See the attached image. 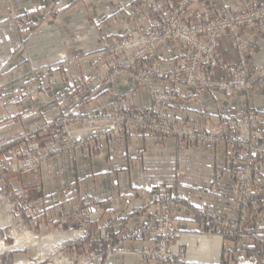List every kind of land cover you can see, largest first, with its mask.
<instances>
[{
    "label": "crops",
    "instance_id": "obj_1",
    "mask_svg": "<svg viewBox=\"0 0 264 264\" xmlns=\"http://www.w3.org/2000/svg\"><path fill=\"white\" fill-rule=\"evenodd\" d=\"M163 1L171 5L174 0ZM250 1L196 0L188 18L192 22L211 18L213 8L222 4L242 12ZM136 4L137 0H0L1 141L12 132H24L37 122L73 110L81 114L109 111L116 108L120 96L125 97L128 108L144 112L157 93L172 88L169 77L177 56L191 53L179 41L162 46L159 63L154 65L158 74L152 79L140 82L125 73L91 82L102 77L97 53L106 39H119L155 20L152 12L141 13ZM12 10L26 22L13 20ZM240 37L249 64L263 65L264 24L253 32L243 30ZM216 49L226 64L237 58L229 34L217 39ZM71 81L79 87L74 89ZM180 89L186 98L168 106L169 112L163 109L170 120L199 124L205 113L229 116L255 108L258 134L264 140V88L234 95L217 88L184 85ZM4 113L10 118L1 119ZM11 148L0 150V180L35 191L41 197L42 214H60L64 194L72 198L76 193L85 200L94 196L98 200L91 206L96 210L91 217L99 221L104 233L122 235L137 225L156 221L157 197L165 190L177 201L173 248L187 249L188 255L186 262L170 264H264V252L255 244L245 242L237 250L234 239L212 219L214 213L230 219L235 216L229 197L234 180L218 172L235 169L240 150L194 142L179 152L174 136L141 133L100 140L77 153L64 149L43 160L40 168L21 173L15 159L11 160L21 153L13 154ZM7 157L10 159L4 160ZM260 194L264 207V190ZM125 244L127 252L115 255L112 264H152L140 254L154 245L151 234ZM224 251L231 252L229 258L224 257Z\"/></svg>",
    "mask_w": 264,
    "mask_h": 264
},
{
    "label": "rangeland",
    "instance_id": "obj_2",
    "mask_svg": "<svg viewBox=\"0 0 264 264\" xmlns=\"http://www.w3.org/2000/svg\"><path fill=\"white\" fill-rule=\"evenodd\" d=\"M14 14L16 15V18H13ZM11 16L13 20H22V22H26V19L20 18V16L15 12V10H12ZM212 18H213V12L211 18H204L203 20H209ZM187 19L189 20V22L195 23L188 18V15H187ZM137 31L138 29L135 31L131 30L129 33H127L125 36L119 39L105 40L104 48L97 53L98 55L97 67L100 68L102 72V77L101 78L97 77L91 80V82L97 80H101V82L104 80L105 81L110 80L115 77H121L125 73L136 76L138 80L142 82L152 79L153 76L155 77L158 74L154 65L159 63L160 56L153 61H147L142 63V68L143 70H145V72L141 70H133V69L121 70L119 69V67H117L119 72L116 70V66H118V62L121 60V58H123V56L127 55L129 52L127 53L116 50L115 43L125 37H129L135 34V32ZM248 32H253V31H248ZM106 44H108L111 48H107ZM161 48H160V52H161ZM237 51H238V55H237L238 58L239 57L238 48ZM120 53H123L124 55L120 56ZM100 55L104 56L106 61ZM108 56H110L111 58H109ZM101 58L102 60L105 61V64L109 63L110 66L108 67V69L106 70L104 69V65L103 62L101 61ZM237 58L234 61H236ZM246 59L250 68H256L255 66L253 67L249 64L247 56ZM219 60L223 64H226L224 61L221 60L220 57ZM177 63L178 61L176 58V61L174 63L173 75L169 77L173 84L172 88L169 89L168 91H162L157 93L152 99V105L144 112H140L132 108H128L126 106L125 97L120 96L116 108H113L109 111H92L87 114H81L78 110H73L70 114L63 116H55L37 122L27 127V129L24 132L21 133L12 132L9 134V136L6 139H4L3 141L0 140V150L1 148H3V146H8V148L12 147L11 149H14L13 154L21 153V155L17 154L16 156L12 154L13 156L11 157L12 161L13 159H15L13 163L17 167L18 171L21 173H27L32 170L40 168L43 160H45L46 158L54 157L55 153L60 152L64 149H68L71 152L77 153L84 151V149L88 147L90 144L96 146V144L100 140H117L122 138L125 139L129 136H137L141 133L149 134L153 136H174L177 140V150L179 152H182L185 149L187 143H194V142L207 144V145L223 144L229 147L231 150H240V155L237 159V163H238L237 167L232 170H219L218 172L219 174L228 176L234 180V186L229 197L233 204L235 216L234 218L230 219L226 216H222V214L214 213L212 214V219L217 225L221 226L224 230H226V232L229 233V235L234 239V241L238 244L237 250L240 251L244 246L243 244L245 242L250 241L253 244H255V246L260 251L264 252V232H260V231H264V214H262V210L264 209V207L262 205V199L260 194L264 190V184H260L257 187L255 199L258 200V203L257 205L255 204L254 207H252V212L248 214V216L244 221H242V223L241 221H239L240 217L237 211V205L234 202V197H235L234 190L238 185V181L235 178H233L230 175V173L235 172L240 168L239 160L243 154V150L232 149L229 145H227V143L225 144V143L215 142V144H212V142H206V141H188L185 140L184 138L181 139L182 140L181 141L174 134L163 135L162 133H155L149 128H141L136 126L127 128L124 131L118 130L116 133L106 137L91 136L90 132L84 131L86 128L84 126V119L88 118L91 114H96V113L103 114V113L115 112L122 104L124 112L126 114H129V117H133L135 115H141L146 118H150L153 116L159 119V121L166 120V121H170L171 123L181 125L183 127H195L198 129L204 128L206 125L215 124L216 119L218 120L220 118H225V117L231 118L233 116H237L238 113L240 112H246L248 110L253 109L257 112V123L255 125V129L258 132L257 126L259 120V113L255 108L242 110L236 113L235 115H229V116L224 114L210 116V114L205 113L203 114V118H201L202 122H200L199 124L177 122L170 120L166 116L167 114H165L163 109L167 108L172 104H177L182 100H184L186 98V94L181 91L180 86H184V85L188 86L186 83L178 82L176 80V79H184L187 77L186 72L176 71ZM230 64H226V65H230ZM261 66H264V64ZM229 77L230 76L228 75H223V73L219 72V70H217L216 75L214 76V78L219 81L223 79H227ZM252 78L256 80H260L262 76L260 74L254 73ZM71 82L74 86V89H77L79 87L78 82L76 81H71ZM192 88L204 89V88H217V87L199 88L197 86ZM257 88L262 89L264 87L255 86L250 90H255ZM173 89H178L180 91L181 98H178L177 101L174 102L172 101V103L168 102L166 104H160L158 106L157 112L154 113L153 115H149V112L153 110L154 107H156V103H155L156 97L162 93L168 94ZM217 89L225 95H234V94H227L225 91H222L219 88ZM242 91H249V90H242ZM74 93H78V92L75 91ZM167 109H168L167 111L169 112V108ZM5 114L6 113L2 114V116ZM2 116L1 119L6 120ZM6 116H9L7 119L10 118L9 114H6ZM64 119H69V123H68L69 125L67 124L64 125L56 122V121L62 122ZM52 120H56L54 121L55 123L50 128L44 129L46 126H48V123H50ZM76 133L77 135H79V138H83L85 136H87V138L77 143H73V140L71 139L70 136ZM84 133L86 134L84 135ZM260 140L264 142L263 139L260 138ZM23 147L25 149H23ZM8 159L10 158L9 157L4 158V160H8ZM27 159H35L36 166L31 167L28 170L21 168L20 165H22V163H24V161ZM257 159H260L261 166L264 170V158L257 157ZM261 175L264 178V171L262 172ZM163 193L173 196L171 193L165 190L161 191L157 197L158 204H159V196L162 195ZM173 197L176 200V197L175 196ZM62 199L64 202L62 204V208H61L62 211L60 212V214H57L55 216H53L52 213L42 214V210H41L42 206L40 203L41 197L35 191H32L23 185L12 187L9 185V182L4 183L2 180H0V242H2L3 245L6 244V246L9 247V248L0 249V264H112L115 255H117L118 253L127 252L126 250L127 248H125L124 246L126 245L125 243L128 240L143 239L148 234H151L147 232L143 237L140 238L133 235H129L136 228H139L142 225L149 223H142L140 225H137L136 227L124 232V234L122 235L113 236L112 234L109 233L107 234L106 232L104 233L101 230L102 227L99 225L100 224L99 221L91 217L93 212L96 211L95 208L91 207L98 200L96 197L92 196L89 199L85 200L81 196H78V194L73 193L72 198H68V195L64 194L62 196ZM176 202L174 204V209L177 219ZM218 217L221 218L220 223L218 222L219 221ZM224 221L225 223L223 224ZM226 222L228 225H226ZM235 224H238V228H234L232 226ZM176 227H177V220H176ZM251 231L252 233L249 234V232ZM23 233L25 234L29 233L31 236L36 237V239L38 240H41L50 233H65L69 235L71 234V236L68 237L66 240L61 241L57 245H54L55 247L57 246L55 249H52L50 248V246L45 245L46 248L44 249V252H42L38 244L31 245L29 243H24L20 246H15L16 238ZM174 237L171 240L172 247H173ZM152 240L154 245L151 247L144 248L140 252V254L144 258L149 259L153 264V259L146 256L145 254L146 250L154 251L156 249L157 245L153 236H152ZM178 251L183 252V255L181 256V258H175L171 262H174L175 260H179V261L184 260V262H186L188 258L187 249H182ZM223 255L227 259L231 255V252L224 251ZM171 262H169L168 264H170Z\"/></svg>",
    "mask_w": 264,
    "mask_h": 264
},
{
    "label": "built area",
    "instance_id": "obj_3",
    "mask_svg": "<svg viewBox=\"0 0 264 264\" xmlns=\"http://www.w3.org/2000/svg\"><path fill=\"white\" fill-rule=\"evenodd\" d=\"M195 2L196 0H174L171 5H167L163 0H137V9L141 13L149 10L154 14L155 20L144 29L115 43L116 50L129 52L118 62L116 70L119 72L117 69L119 67L121 70L133 69L145 72L142 63L157 59L161 46L167 42L179 41L191 53L177 57L176 71L186 72L187 75L184 79H176L178 82L186 83L191 87H217L227 94L250 90L255 86L264 87V66L249 67L240 38L243 30L254 31L264 24V0H251L242 12L235 11L231 5L222 4L213 8L212 19H202L191 23L187 15ZM13 18H16L15 14ZM226 33L230 34L233 45L239 50V57L230 65L223 64L216 51L218 37ZM106 46L111 48L108 44ZM217 70L223 75L230 76V79L216 80L214 76ZM254 73L260 74L262 78L253 79ZM178 98H181L178 89H173L168 94H159L155 100L156 107L149 112V115L156 113L160 104L172 103ZM2 117L7 119L9 116L5 114ZM54 121L56 120H52L44 129L50 128ZM56 122L69 125V119ZM256 123L257 112L251 109L231 118L216 119L215 124L206 125L201 129L183 127L170 121H159L153 116L150 118L141 115L129 117L121 104L115 112L91 114L84 119L86 127L84 131L90 132L91 136L106 137L118 130L124 131L136 126L149 128L163 135L174 134L180 140L184 138L188 141H206L212 144L227 143L232 149L243 150L239 160L240 168L230 173L238 181L234 190V202L237 205L239 221L242 223L252 212V207L258 203L255 199L257 187L264 184V178L261 175L264 170L260 159H257V157L264 158V142L260 140L255 129ZM70 137L73 143L87 138V136L79 138L77 133ZM35 166V159H27L20 165L25 170ZM175 202L171 195L165 193L160 195L156 221L144 224L129 234L139 238L147 232L152 234L156 241V249L146 250L145 254L153 259V264H168L183 255V252L175 251L171 245L177 230ZM218 219L220 223L221 218L218 217ZM226 225H228L227 222ZM232 226L238 228V224ZM251 233L252 231L249 232Z\"/></svg>",
    "mask_w": 264,
    "mask_h": 264
},
{
    "label": "bare ground",
    "instance_id": "obj_4",
    "mask_svg": "<svg viewBox=\"0 0 264 264\" xmlns=\"http://www.w3.org/2000/svg\"><path fill=\"white\" fill-rule=\"evenodd\" d=\"M102 56V55H100ZM102 58H104V56H102ZM103 65H104V69H108V67L110 66L109 63L105 64V61L102 60ZM71 234H65V233H50L47 236H45L44 238H42L41 240L36 239V237L31 236L29 233H23L20 234L17 238H16V243L15 246H20L24 243H29L31 245H35L38 244L40 249L42 250V252H44V249L46 248L45 245L50 246V248L55 249L56 247L54 245H57L58 243H60L63 240H66L68 237H70ZM24 247V246H23ZM4 248H9L8 246H6V244L3 245L2 242H0V249H4ZM48 249V248H47Z\"/></svg>",
    "mask_w": 264,
    "mask_h": 264
}]
</instances>
